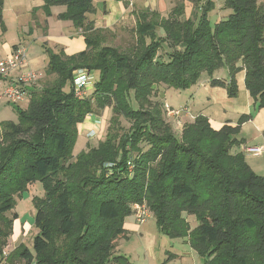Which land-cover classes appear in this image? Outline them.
<instances>
[{"label":"trees","instance_id":"obj_1","mask_svg":"<svg viewBox=\"0 0 264 264\" xmlns=\"http://www.w3.org/2000/svg\"><path fill=\"white\" fill-rule=\"evenodd\" d=\"M216 2L182 0L166 17L141 8L134 43L124 52L101 45L106 29L95 27L93 0H42L47 15L65 6L57 17L71 21L85 48L44 49L49 82L28 87L25 108L11 102L18 120L0 124L4 264H129L115 243L126 234L124 218L134 204L146 206L171 237L188 236L204 264H264V175L233 151L249 116L213 129L197 115L177 136L154 96L161 85L184 89L205 74L234 97L242 70L253 104L264 108V0H221L227 13L211 24L209 13L221 9ZM187 3L195 9L184 16ZM163 42L170 48L165 57ZM81 67L92 71V86L76 95L73 75ZM223 68L228 77L215 73ZM106 108L112 116L104 140L73 155L78 125ZM37 179L44 194L34 199L33 251L19 245L3 254L17 217L7 212Z\"/></svg>","mask_w":264,"mask_h":264},{"label":"rangeland","instance_id":"obj_2","mask_svg":"<svg viewBox=\"0 0 264 264\" xmlns=\"http://www.w3.org/2000/svg\"><path fill=\"white\" fill-rule=\"evenodd\" d=\"M11 3H14L11 0ZM19 1V0H17ZM30 6H34L37 0H24ZM41 1V0H40ZM182 0H149L150 6L156 4L157 11L164 17L168 16L172 7L181 2ZM204 1V0H202ZM129 0H93L95 11L92 14L94 22H98L106 29L104 32V41L101 45H108L115 47L120 51L127 52L132 47L135 40L134 27L136 23V14L134 10L128 13V17L116 22L118 17L117 9L124 10ZM7 8L4 12V22L6 28L3 30L0 27V43L8 40L10 43L26 46L30 53H40L46 48L50 49H63L66 53H77L85 48V41L83 36L73 30L62 29V18L55 15V20H48L49 29L46 28V22L41 20L42 15L45 13L43 9H33L32 13H23V19L20 20V25L23 26L22 30L18 28L16 20L12 15L10 3L5 2ZM217 3V2H216ZM4 4V3H3ZM218 4V3H217ZM59 6V5H54ZM155 6V5H154ZM36 7V6H34ZM57 9L58 7H53ZM160 10H159V9ZM195 8L191 3H187L185 7L184 16L189 15L191 10ZM197 10V9H196ZM197 12H200L198 10ZM46 14V13H45ZM216 19V13H209L210 23L213 24ZM32 20V23H29ZM58 20V21H56ZM57 22V24H56ZM4 25V27H5ZM52 35L54 38L47 36ZM157 35L164 36L161 28L157 29ZM74 38L78 43L81 40L84 42V48L76 44H65L60 37ZM82 43V42H81ZM170 48L163 42L159 49V54L165 57ZM47 61V58H46ZM86 69V67H81ZM28 69V68H27ZM31 69V68H30ZM33 70V69H31ZM87 70V69H86ZM36 73L39 86L37 89L43 87L50 80L46 76L44 70H33ZM91 71V70H88ZM242 70L236 73L237 93L236 96L230 97L227 94L226 88L220 85H211L210 77L202 74L199 81L184 89H175L173 87L159 86L155 90V98L160 102L161 108L164 110V117L168 121L178 136L180 129L184 124L190 123L197 115H203L208 118L210 126L213 129H218L220 125L227 121L237 124L243 115L249 116V119L239 124L238 134L236 138L240 140L233 148L234 152H244V148L240 145L246 142L250 145H259L262 149L264 142V108H257L253 102L249 100V94L245 91L241 81ZM217 73L220 77H228L226 70L219 69ZM214 77V76H213ZM0 79V95L3 94V83ZM242 86V87H241ZM68 88V87H67ZM230 99H237L231 102ZM27 100L17 103L22 108L27 105ZM133 106H135V103ZM187 113V114H186ZM86 116L85 124L81 129H78L75 143L73 145V155H76L82 150L89 147H95L100 141L104 140L107 127L111 121L112 112L110 108L102 110L98 115ZM12 120L17 121V113L13 104L6 98L0 99V124L4 121ZM82 123V122H81ZM122 130H127L129 124L123 118H120ZM95 130L89 135V130ZM84 130V132H83ZM120 131V132H121ZM262 132L263 134H260ZM88 133V134H87ZM251 155V154H250ZM253 155V154H252ZM259 155V154H258ZM258 155L247 156L244 154L245 162L257 174H264V159L259 158ZM44 190L40 180H35L29 184L27 189L24 190L21 196H15L13 210L7 212L11 216L13 212L17 213V217L12 221V231L7 238V242L3 248V254H8L19 245H25L29 250L33 251L32 239L38 232V228L34 224V199L36 196H43ZM188 217V218H187ZM190 228L193 229L197 225V221L193 215L186 216ZM124 228L126 234L121 236L116 245V253L122 254L127 258L129 264H204L203 259L198 253L190 246L188 236L171 237L166 232L161 230L156 222V219L150 214L148 219L137 224L134 214L126 215L124 218Z\"/></svg>","mask_w":264,"mask_h":264},{"label":"crops","instance_id":"obj_3","mask_svg":"<svg viewBox=\"0 0 264 264\" xmlns=\"http://www.w3.org/2000/svg\"><path fill=\"white\" fill-rule=\"evenodd\" d=\"M14 1V3H11L12 1L11 0H4V4H3V11H2V16L4 17V11L7 9L6 7H5V2H9L11 5H10V7H8V8H10L9 10H11V12H12V15L14 16V19L16 20V23H17V26H18V28H20L21 30H22V28H23V26L22 25H20V20L21 19H23V13H27V12H30V13H32V8L33 9H42V0L40 1V0H37V3H35V5L34 6H36V7H34V6H28V5H30L29 3H27L26 1H24V0H19V1H17V0H13ZM159 1H164V0H159ZM218 1V3H219V6H220V8H221V0H217ZM150 2H149V0H129V2H127V4L128 5H126V8L124 9V10H122L121 9V11H120V8L119 9H117V14H118V17H117V19H116V22H119V21H121L122 19H124V18H126V17H128V13L129 12H131V11H134V10H136V9H138V10H140L141 8H149L150 10H155L156 8V4H154L153 6H150V4H149ZM218 6V7H219ZM53 7H58L57 9H55V8H53ZM215 7H216V3H215ZM159 9V8H158ZM65 10V6H63V5H59V6H52L51 8H50V11H51V13H50V15H47V14H43L42 15V17H41V20L43 21L44 20V22H46L45 24H46V28L45 29H49V24H48V20H52V19H54L55 20V15H58V13H60V12H62V11H64ZM138 10H136V11H138ZM160 10V9H159ZM214 10V13H216V19L217 18H221V17H223V16H225L226 15V13H227V11L225 10V9H217V11H215V9H213ZM135 11V12H136ZM157 11V10H156ZM159 12V11H158ZM213 12V11H212ZM160 13V12H159ZM162 14V13H161ZM162 16V15H161ZM57 19V18H56ZM30 22L29 23H32V20H29ZM56 21H58V20H56ZM65 22H63V25H62V29H67V30H70L71 28V30H73V31H75V32H77V33H79V31L78 30H76L75 28H74V26L72 25V23H71V21L70 20H64ZM3 22H4V18H3ZM4 25H5V23H3ZM56 24H57V22H56ZM95 27H111L113 24H111L110 26H103V25H100L98 22H96L95 21ZM58 25V24H57ZM5 28H6V25H5ZM80 34V33H79ZM47 37H49V38H54L52 35H49V36H47ZM60 39L62 40V42L65 44V46H67L66 44L68 43V44H76V45H78L79 47L81 46V48H84V42L81 40V42L80 43H78V41H75L74 40V38H68V37H60ZM15 45H18V44H16V43H10L8 40H4L2 43H0V59H3V58H6V57H8L10 54H11V52H12V50H13V48L15 47ZM68 54V53H67ZM71 54H73V53H71ZM46 58H47V55H46V53L43 51V50H41V52L38 54V53H30L29 52V50H27V67L28 68H31V69H33V70H44V72L42 73V75L45 73V67H46V64H47V61H46ZM19 72H16V73H14V75H17ZM241 81H242V85L244 86V72H242V74H241ZM2 80V79H1ZM2 83H3V85H5V81L4 80H2ZM2 83H1V87L3 86L2 85ZM39 86V82H38V79H36V81L35 82H33V83H31V84H28V87L29 88H31L32 90L33 89H36L37 87ZM242 87V86H241ZM244 88H245V86H244ZM245 91H247L246 90V88H245ZM248 92V91H247ZM249 94V93H248ZM235 100H237V99H230V101L231 102H234ZM249 100H250V102H253V99L251 98V96L249 95ZM255 105V104H254ZM256 106V105H255ZM258 108V107H257ZM187 114V113H186ZM90 116H92V115H90ZM89 116V117H90ZM87 120H89V118H87ZM87 120H84L82 123H80L79 125H78V129H81L82 128V125L83 124H85L86 123V121ZM227 121V120H226ZM225 121V122H226ZM225 122H223L221 125H223ZM231 122V121H230ZM220 125V126H221ZM181 130V129H180ZM83 132H84V130H83ZM260 134H263L262 132H260ZM263 136H264V134H263ZM263 142H264V139H261ZM241 146V148L243 147H245V146H259V145H250V144H248V143H246V142H244V143H242V145H240ZM263 148H264V144H263ZM244 154H247V156L249 157V156H253V157H255V154H251V153H244ZM251 154V155H250ZM259 156V158L261 159V158H263L264 159V151L261 153V154H259L258 155ZM261 175H264V174H261ZM188 218V217H187ZM188 220V219H187ZM0 264H4V260H2L1 259V257H0Z\"/></svg>","mask_w":264,"mask_h":264},{"label":"built area","instance_id":"obj_4","mask_svg":"<svg viewBox=\"0 0 264 264\" xmlns=\"http://www.w3.org/2000/svg\"><path fill=\"white\" fill-rule=\"evenodd\" d=\"M27 67V48L24 45H17L13 48L11 54L0 59V79L5 81L2 97H6L12 103H19L27 98L28 84L36 81V73ZM19 72L17 75L14 73ZM74 89L76 95H82L85 89L92 86V71L86 69H77L73 75ZM95 130H89V135ZM87 133V134H88ZM1 134V130H0ZM264 148L258 146H245L244 152L251 154H261ZM134 217L137 224L145 222L150 216V210L140 204H134Z\"/></svg>","mask_w":264,"mask_h":264}]
</instances>
